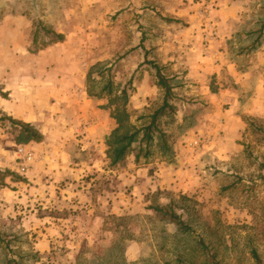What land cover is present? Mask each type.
I'll return each instance as SVG.
<instances>
[{"label": "rangeland", "instance_id": "1", "mask_svg": "<svg viewBox=\"0 0 264 264\" xmlns=\"http://www.w3.org/2000/svg\"><path fill=\"white\" fill-rule=\"evenodd\" d=\"M221 6L233 8L234 15L226 26L233 36L226 35L224 48L217 47L227 54L216 61L219 71L207 81L217 98L186 93L182 102L174 100L175 108L160 120L166 146L159 139L140 160H125L126 155L113 164L110 130L100 140L103 151L73 145L76 157L87 164L78 178L70 170L45 173L38 180L32 162L22 174L19 161L8 169L13 180L0 174V264L10 259L12 264H201L200 238L212 253L218 251L221 264H257L253 247L264 262V0L95 1L91 8H76L77 31L84 37L73 45L81 46L84 67L92 69L85 81L88 95L100 102L95 105L110 114L125 106L127 126L140 129L161 106L162 95L134 107L128 93L126 102L116 86L104 88L106 72L101 70L111 66L115 81L125 84L137 67L153 66L135 46L139 23L158 34L141 42H168L177 58L186 59V38L193 28L209 47L221 35L216 24ZM24 8L28 5L22 1L0 0V19ZM154 17L157 23L149 24ZM0 97H6L1 87ZM230 111L225 120L223 113ZM214 116L218 134L226 137L227 125L234 132L231 145L223 142L221 149L205 131ZM5 131L0 121V138L9 140ZM16 133L17 128L9 135L14 139ZM170 204L193 231L184 232L154 208Z\"/></svg>", "mask_w": 264, "mask_h": 264}, {"label": "crops", "instance_id": "2", "mask_svg": "<svg viewBox=\"0 0 264 264\" xmlns=\"http://www.w3.org/2000/svg\"><path fill=\"white\" fill-rule=\"evenodd\" d=\"M19 1L27 3L28 9L12 12L0 19V87L6 95V97H0V112L3 115L0 121H3L6 129L5 137L9 138V140L0 138L1 178L6 181L13 180L8 175L10 172L8 169L18 163L17 149L20 145L33 150L32 175L38 177V180L45 173L55 172L65 175L70 170L76 178L82 166L87 164L83 159L76 157L73 145L83 151H103L105 146L100 143V140L103 141V137L109 134L110 130L113 132L118 127L117 119L113 116L115 110H111L115 109V105L112 108L108 105L112 111L110 114L106 109L96 106L100 102L88 95L85 79L88 78L92 69L84 67L83 55L79 50L82 49L81 46H74L76 39L84 37L77 31L76 24L80 20L76 18V8L88 6L91 8L95 1H100L104 5V0ZM232 10L233 8L224 6L218 10L216 24L221 28V35L209 47L202 45L201 32L195 31V28L189 32L190 37L186 38L188 43L185 50L186 59L184 55L183 58L180 55V59L175 57L177 52L172 51L168 42L158 43L157 46L156 44L148 46L146 41L141 42L143 39L150 42L152 37L158 34L153 32L152 26H149L148 31L147 27L139 23L134 31L135 38L139 39L135 46L138 47L137 50H144V57L147 56L146 58L153 66L150 64H143L139 68L136 66L134 74L125 84L115 81L114 71L112 70L113 73H111V66H109L100 72L107 73L104 76L106 75L108 85L106 84L104 88L116 86L124 96L125 90L134 107L139 103L145 104L156 94H161L164 101L165 90L158 85L157 66H159L172 85L170 96L172 108H167L165 113L168 109L175 108L174 100L179 99L182 102L188 94V97L193 95L194 98H217L207 86V81L210 73L219 71L216 61L227 54L217 47L224 48L222 40L226 35L233 36L232 29L226 27L227 22L234 15ZM137 17L139 20L135 19V21H144L139 15ZM154 21H157L155 17L149 21V24L157 23ZM54 33L63 34L64 39L55 40L57 38ZM165 35H169L167 31ZM47 40L54 41L47 43ZM156 55H160L161 62L156 60ZM5 57L10 59V62H5ZM121 60H126V57ZM178 79L180 81L176 83L175 80L178 81ZM187 87L192 88L191 92L187 91ZM48 94L49 98H46ZM179 96L182 98L180 99ZM185 107V101H183V108ZM229 114L231 111L223 113L225 120ZM10 118L33 124L42 134V139L28 143L18 142L20 127L13 124ZM207 120L205 131L208 136L214 137L215 146L220 148L223 142L231 145L233 128L228 129L227 125L228 132L223 138L221 133L218 134L217 117ZM16 128L17 133L12 139L9 134ZM158 134L159 132L156 131L155 139L147 144L142 139L141 132L138 139L131 145L125 160H140L142 155H149L151 152L148 153V151L153 143L158 142L159 139L161 140L159 142H163Z\"/></svg>", "mask_w": 264, "mask_h": 264}, {"label": "trees", "instance_id": "3", "mask_svg": "<svg viewBox=\"0 0 264 264\" xmlns=\"http://www.w3.org/2000/svg\"><path fill=\"white\" fill-rule=\"evenodd\" d=\"M50 33V32H49ZM54 36L57 38L55 40H63L64 35L59 33H54ZM54 40H47L49 43ZM155 65V64H154ZM157 77L158 85L165 90V98L163 104L158 107L153 113L147 115L149 121L147 124H144L140 129L131 124L127 126V121L129 118L126 107L124 106L123 110L113 113L114 117L117 119L118 127L108 136V144L110 145L109 155L112 159V163H117L120 160H123L127 155L131 145L138 139V135L142 132V139L149 144L155 139L156 131L159 132V136L162 138V143L166 146V133L160 127V120L165 114L167 108H172L170 103V96L172 94V85L170 84L169 78H167L161 71L160 67L157 66ZM110 84V83H109ZM111 87V86H109ZM125 100L128 101V94L124 90ZM10 121L20 127V132L17 137V141L20 143H28L32 140H41L42 134L39 130L31 123L22 122L13 118H10ZM126 128V129H125ZM125 129V130H123ZM123 130V131H122ZM2 174V173H1ZM155 210L163 219L169 218V220L178 224V226L184 232L193 231L190 224L185 221L181 214H177L173 205H158L154 207ZM199 248L205 255V260L201 264H221L220 260H217L218 251L212 253L211 246L206 242L204 238H200L198 241ZM252 257L257 264H264L263 259L261 258L256 247H253L251 250ZM14 264H17L15 262ZM13 260L10 259L7 264H12Z\"/></svg>", "mask_w": 264, "mask_h": 264}, {"label": "built area", "instance_id": "4", "mask_svg": "<svg viewBox=\"0 0 264 264\" xmlns=\"http://www.w3.org/2000/svg\"><path fill=\"white\" fill-rule=\"evenodd\" d=\"M19 156L18 168L20 173L26 174L29 169V164L34 160V153L28 150L25 145H20L17 149Z\"/></svg>", "mask_w": 264, "mask_h": 264}]
</instances>
